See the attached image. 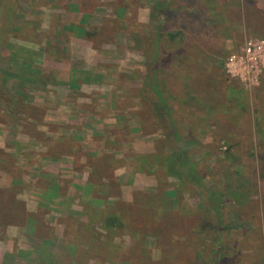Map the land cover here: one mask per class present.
Returning a JSON list of instances; mask_svg holds the SVG:
<instances>
[{"label":"rangeland","instance_id":"obj_1","mask_svg":"<svg viewBox=\"0 0 264 264\" xmlns=\"http://www.w3.org/2000/svg\"><path fill=\"white\" fill-rule=\"evenodd\" d=\"M157 2L0 0V44L5 42L10 54L0 58L10 68L24 51L19 42L32 48L38 39L44 53L50 35L89 33L100 36L99 44L109 43L104 49L111 53L104 52L103 63L121 87L118 127L122 136H130L121 140L120 161L126 176L139 180L136 188L124 178L131 201L112 194L106 200L102 190L107 187L98 185L103 201L81 199L73 208L45 205L39 213H48L51 224H64L71 233L36 238L19 229L34 213L27 212L13 188H0V264H264V71L260 83L248 89L225 69L229 55L246 41L264 38V0H168L165 8L162 3L155 9ZM156 48L164 70L161 91L182 138L175 144L186 146L198 162L199 185H184L167 173L173 144L165 142L167 122L156 113L147 73ZM35 50H29L31 58L40 52ZM22 93L11 92L24 98ZM5 109L1 100L0 125ZM137 137L149 142L150 150L146 145L135 149ZM228 187L239 199L249 197L242 206L244 218L237 220L232 190L224 198L223 216L209 212L210 192ZM110 214L120 218L119 225L106 224ZM51 224L41 220L42 229L52 230ZM10 226L17 228L8 231Z\"/></svg>","mask_w":264,"mask_h":264},{"label":"crops","instance_id":"obj_2","mask_svg":"<svg viewBox=\"0 0 264 264\" xmlns=\"http://www.w3.org/2000/svg\"><path fill=\"white\" fill-rule=\"evenodd\" d=\"M2 11L0 5V16L3 18ZM91 35L86 33L65 38L50 35V49L46 53L39 50L42 41L36 39L37 45L32 48L34 53L35 49L40 52L34 58L29 56L32 49L27 44L29 42H19L18 47L24 51H18L17 57L13 58L16 64L11 66L15 72L11 71L9 63L3 62L4 58H0V89L6 88L13 96L9 101H3L7 109L3 111L5 119L0 125V188H13L12 192L17 199L23 200L27 212L34 213L27 216L23 227H19L22 235H34L36 238L48 233L58 236L64 232L71 233L70 228L66 231L64 224L60 228L51 224L48 213H39V209H45L47 204L63 203L65 207L73 208V204L81 199L86 203L103 201L98 185L107 187L102 190L106 193V200V196L112 194L131 201L128 185L124 184L125 177L134 187H139L138 176H126L120 161L123 151L119 145L123 137L130 136H122L119 128L122 120L117 112V92L121 87L117 80L110 79L108 69L111 68L104 67L103 63L104 52L111 53V50H106L109 47L104 49L109 43L104 40L99 44L100 36L92 38ZM6 45L5 42L0 44V54L6 53L9 57V51L5 52ZM161 60L158 54L151 60L153 65L147 66L148 76L153 75L157 68L159 86L164 74V70L160 69ZM113 75L116 76L117 72ZM151 81L155 83L153 78ZM14 91L25 92V97L14 96L11 94ZM17 106H25L27 110ZM114 121H117L116 125L112 124ZM138 139L132 142L135 149L146 145V149L150 150L149 142ZM241 181L244 185V180ZM116 182L119 184L117 190L114 188ZM153 184L150 182L149 186ZM231 196H236V202L231 201L240 216L237 220L244 218L241 215L242 206L250 201L249 197L239 199L234 189ZM216 199L210 196L209 212L223 216L225 199L221 208ZM113 215L116 214L106 216L105 221ZM29 219L33 221L30 226ZM41 220L54 226L52 230L42 229ZM239 226L235 224L233 227ZM222 227L227 225L222 224ZM13 228L17 226H10L8 231Z\"/></svg>","mask_w":264,"mask_h":264},{"label":"trees","instance_id":"obj_3","mask_svg":"<svg viewBox=\"0 0 264 264\" xmlns=\"http://www.w3.org/2000/svg\"><path fill=\"white\" fill-rule=\"evenodd\" d=\"M157 4L155 5V9H159L160 5L162 4V8L166 7L168 5V0H157ZM166 10V9H165ZM159 41L157 40V44ZM158 48V47H157ZM156 48L155 56L158 55V50ZM155 66V65H154ZM157 67V66H155ZM151 71V68H150ZM148 78H153L154 84H152L153 90L156 94L157 100L154 101V107L156 110V113L158 117L163 120V122H167L165 126L166 129V143H172V156L168 160L166 169L167 173L171 176L177 177L184 185L187 184H195L199 185L202 180V175L200 168L198 166V162L193 159V156L190 152V150L185 146H177L175 143L182 141L180 131L178 129V126L173 118V116L170 114L169 108L170 105L167 102V100L164 98L163 93L159 86V80H160V74L157 72V68H155V72L153 75L149 76ZM13 96L9 94L8 90L4 87L0 89V101H9L10 98ZM230 190H232L231 187H228L226 189L220 190V189H213L210 193L211 197L217 198L215 202L217 205L221 208L222 204L221 202L226 198ZM232 193V192H231ZM218 207V208H219ZM224 214V211L223 213ZM106 223L108 226H117L120 224V218L117 215L110 216L106 219Z\"/></svg>","mask_w":264,"mask_h":264},{"label":"built area","instance_id":"obj_4","mask_svg":"<svg viewBox=\"0 0 264 264\" xmlns=\"http://www.w3.org/2000/svg\"><path fill=\"white\" fill-rule=\"evenodd\" d=\"M227 74L248 89L256 87L264 71V38L246 41L226 59Z\"/></svg>","mask_w":264,"mask_h":264}]
</instances>
